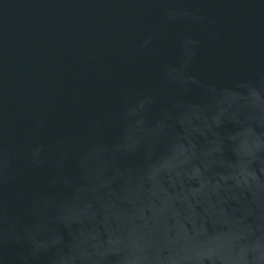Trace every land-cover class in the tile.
Returning <instances> with one entry per match:
<instances>
[{
    "label": "water",
    "instance_id": "1",
    "mask_svg": "<svg viewBox=\"0 0 264 264\" xmlns=\"http://www.w3.org/2000/svg\"><path fill=\"white\" fill-rule=\"evenodd\" d=\"M0 264H264V0H0Z\"/></svg>",
    "mask_w": 264,
    "mask_h": 264
}]
</instances>
